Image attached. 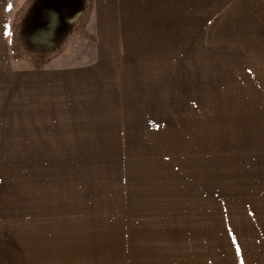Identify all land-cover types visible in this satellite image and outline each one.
<instances>
[{"label":"rangeland","instance_id":"374dc122","mask_svg":"<svg viewBox=\"0 0 264 264\" xmlns=\"http://www.w3.org/2000/svg\"><path fill=\"white\" fill-rule=\"evenodd\" d=\"M6 41L0 264H264V0H9Z\"/></svg>","mask_w":264,"mask_h":264},{"label":"crops","instance_id":"0c3cea01","mask_svg":"<svg viewBox=\"0 0 264 264\" xmlns=\"http://www.w3.org/2000/svg\"><path fill=\"white\" fill-rule=\"evenodd\" d=\"M8 24H9V0H0V42H1L0 48L1 49L6 48ZM3 41L5 43H3ZM6 54H7V49H6ZM15 72H17V71H15ZM29 76L30 77L35 76V78L38 77L36 74H34V75L29 74Z\"/></svg>","mask_w":264,"mask_h":264}]
</instances>
